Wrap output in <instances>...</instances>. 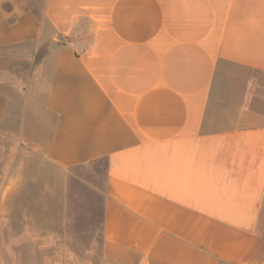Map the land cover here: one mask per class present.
<instances>
[{
	"label": "crops",
	"instance_id": "crops-1",
	"mask_svg": "<svg viewBox=\"0 0 264 264\" xmlns=\"http://www.w3.org/2000/svg\"><path fill=\"white\" fill-rule=\"evenodd\" d=\"M3 51L0 124L104 163V264H264V0H0Z\"/></svg>",
	"mask_w": 264,
	"mask_h": 264
},
{
	"label": "rangeland",
	"instance_id": "rangeland-1",
	"mask_svg": "<svg viewBox=\"0 0 264 264\" xmlns=\"http://www.w3.org/2000/svg\"><path fill=\"white\" fill-rule=\"evenodd\" d=\"M8 53L0 52V67ZM11 66L25 70L21 60ZM23 105L17 94L0 124V264H104V163L75 170L51 164L38 142L24 140ZM34 106L43 107V98ZM35 121L30 133L39 129Z\"/></svg>",
	"mask_w": 264,
	"mask_h": 264
}]
</instances>
